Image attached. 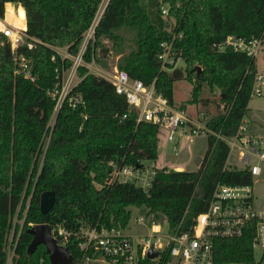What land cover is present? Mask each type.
I'll use <instances>...</instances> for the list:
<instances>
[{"label":"trees","instance_id":"16d2710c","mask_svg":"<svg viewBox=\"0 0 264 264\" xmlns=\"http://www.w3.org/2000/svg\"><path fill=\"white\" fill-rule=\"evenodd\" d=\"M101 1L0 0V18L6 3L25 11L24 24L19 9L26 38L17 54L35 77L32 83L14 73L10 44L0 35V264H5V237L21 201L30 200L13 263L51 264L44 245L31 250L29 224L73 231L95 226L124 229L131 218L129 208H145L152 221L163 218L172 231L182 233L207 210L216 184L243 186L252 180L246 169L224 171L229 147L207 136V150L195 171L162 168L148 192L130 184L106 186L111 161H157L160 131L150 123H137V113L127 109L112 85L85 68L79 69L81 81L75 88L84 107L64 104L48 125L55 105L48 92L58 83L56 69L70 64L51 48L66 47L76 55ZM161 3L168 5V18L175 20V31L182 35L173 42V51L184 69L164 70L158 60L160 44L170 39L160 16ZM6 9L10 18L12 8ZM228 36L264 39V0H109L84 61L101 63L113 53L119 70L146 86L153 83L171 107L174 84L183 79L196 84L188 104L202 103L207 109L209 100L201 99L203 87L217 90V111L203 110V122L217 134L232 137L248 111L257 68L256 60L246 54L213 49ZM104 40L112 44L110 50ZM44 193L54 195L45 214L40 210ZM253 236L251 231L237 240H215L216 263L264 264V253L256 259L251 248ZM66 250L73 258L79 256L76 239Z\"/></svg>","mask_w":264,"mask_h":264},{"label":"built area","instance_id":"2783aa9c","mask_svg":"<svg viewBox=\"0 0 264 264\" xmlns=\"http://www.w3.org/2000/svg\"><path fill=\"white\" fill-rule=\"evenodd\" d=\"M109 0H102L95 18L87 31L76 55H71L66 50L60 59L68 61L69 67L56 69L58 83L56 88L48 92L55 105L48 125L54 122L56 114L66 104L69 108L84 107V101L75 88L80 83L79 69L91 70L90 64L84 61V54L88 44L94 40L95 28L108 4ZM159 7L160 16L165 22V29L170 35L169 41L160 44L158 60L162 68L169 66L177 68L178 63H183L180 57H174L173 42L182 38L176 33L178 28L174 19L168 18L169 9L163 5ZM10 5L14 17H20L19 9L23 10L25 24V11L20 6L11 3L4 5V16L0 18V35L6 38L10 44L13 61L16 66L14 73L30 82H35V77L26 60L17 54V50L25 43V27H18L14 19L8 18L6 6ZM34 43L38 41L31 39ZM264 39L246 40L236 36H228L219 44H213L217 52L232 50L235 53L246 54L252 60H256ZM28 48L33 44L28 43ZM98 71V70H97ZM92 74L91 72H89ZM93 75L109 82L117 97L124 99L127 109L137 113L136 122H147L159 128V131L167 132V140L174 141V135L213 136L229 147V154L224 166V171L247 170L252 176L250 184L243 186H230L222 183L215 185L207 210L197 216L194 226L190 230L179 232L167 228L163 232V223L152 221L149 218L146 228L148 234L132 235L126 233V228L90 227L80 230H68L62 226L50 228V234L56 246L61 245L66 250V244L72 238L76 239V249L79 256L72 258L71 264H218L214 257V241L217 239L237 240L248 232H254L251 248L264 253V202L259 204V197L254 193L255 181L264 179V136L252 133L250 126L244 120L236 134L225 137L209 129L204 121V114L199 113L196 118H191L182 111L171 107L167 100L155 92L154 84L144 85L139 80H133L125 71L114 69L109 75L102 71ZM264 90V75L257 74L254 80L251 96L261 97ZM224 109V105L220 106ZM123 119L126 115H123ZM188 126V133L184 128ZM174 151H176L174 149ZM236 153L233 164L229 158ZM240 165L241 167H238ZM109 178L106 186L117 184H130L143 192H148L152 186L157 172L162 169L156 161L140 160L133 165L111 161L108 163ZM177 171V170H176ZM29 202H20L16 212L11 218L4 244L5 264H14L15 250L18 239L25 224ZM142 219L136 220V224H142ZM168 224V223H167ZM34 224H29L30 229ZM67 251V250H66ZM152 255V257L150 256ZM236 264V263H226Z\"/></svg>","mask_w":264,"mask_h":264},{"label":"rangeland","instance_id":"374dc122","mask_svg":"<svg viewBox=\"0 0 264 264\" xmlns=\"http://www.w3.org/2000/svg\"><path fill=\"white\" fill-rule=\"evenodd\" d=\"M168 8L167 4H163ZM98 11V10H97ZM12 19H14L15 24L20 27L22 24V18L14 17L13 13L11 15ZM90 33V31L85 32ZM84 34V35H86ZM104 46L110 50L111 43L107 40L103 41ZM52 50L58 56H63L66 53V47H52ZM117 58L113 53H109L106 57L101 60V63L93 62L90 64L91 70L88 72L96 73L99 70L107 73L109 75L112 74L113 70L117 68L116 66ZM178 67L184 69L183 63H178ZM256 68L257 74L264 75V44L261 48V51L256 58ZM98 70V71H97ZM119 70V69H118ZM201 70V69H200ZM196 84L194 82H190L187 79H183L174 84L173 89V100L174 106L177 110L184 112L191 118H196V116L201 113L203 110L209 111V113H216V102L219 100V92L214 90L211 92L208 88L203 87L201 99L202 101L209 100L207 109L203 107L202 103L199 104H188L191 99V90L192 87ZM183 106V108L181 107ZM245 121L249 126L253 127V133L255 135L264 136V90L263 95L261 97L251 96V99L248 104V111L245 116ZM52 125V124H51ZM184 131L188 133V126L184 128ZM158 146L161 148V153L158 154V159L156 164L160 168H165L168 171H176L182 169L183 171H195L198 169V166L195 163L197 158L202 159L207 150V137L204 135L198 136H183L182 134L179 136L177 134L174 135V141L167 140V132L160 131L158 135ZM48 144V137L45 139V148ZM174 149L176 151H174ZM236 159V153H233L231 158H229L230 163L233 164ZM42 161L40 159L39 163ZM241 167L240 165H237ZM254 193L259 197V204L264 202V179H257L255 181ZM131 213L130 221L127 225L126 233H130L132 235L136 234H148L150 233L149 228H146L147 223L149 221V217H147V210L145 208H129ZM142 219V224H136V220ZM163 232L167 231L168 224L164 223L162 226ZM57 247L64 249L63 246L58 245ZM51 260H56L59 258L60 262L65 261V256H54L51 254ZM256 259L260 258V253H255ZM72 261V259H71Z\"/></svg>","mask_w":264,"mask_h":264},{"label":"water","instance_id":"95a60500","mask_svg":"<svg viewBox=\"0 0 264 264\" xmlns=\"http://www.w3.org/2000/svg\"><path fill=\"white\" fill-rule=\"evenodd\" d=\"M198 75L200 74L201 70L197 67ZM161 148L158 149V154L161 153ZM202 159L197 158L195 160V163L197 166L200 165ZM54 204V195L52 193H44L40 197V210L43 214L47 213L51 207ZM158 223H163V218L158 219ZM29 232L33 235V241L31 243V250H34L38 245H44L46 247V250L49 254V260L51 264H71V257L68 255L67 251L65 249H62L57 247L55 242L53 241L51 234H50V227L48 225H35L32 227ZM54 255L56 257L58 256H65V261L60 262L59 258L56 260H51L50 256ZM152 257V255L150 254Z\"/></svg>","mask_w":264,"mask_h":264},{"label":"crops","instance_id":"0c3cea01","mask_svg":"<svg viewBox=\"0 0 264 264\" xmlns=\"http://www.w3.org/2000/svg\"><path fill=\"white\" fill-rule=\"evenodd\" d=\"M245 120V119H244ZM250 129H251V131H253V127L252 126H250ZM253 133V132H252ZM254 134V133H253ZM177 171H183L182 169H179V170H177Z\"/></svg>","mask_w":264,"mask_h":264}]
</instances>
